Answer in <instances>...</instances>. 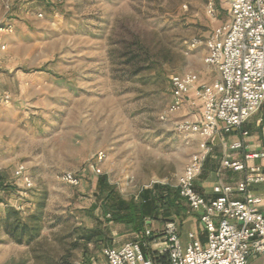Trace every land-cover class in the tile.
Returning <instances> with one entry per match:
<instances>
[{
	"label": "rangeland",
	"instance_id": "rangeland-1",
	"mask_svg": "<svg viewBox=\"0 0 264 264\" xmlns=\"http://www.w3.org/2000/svg\"><path fill=\"white\" fill-rule=\"evenodd\" d=\"M229 7L230 0H39L29 8L27 31L7 33L0 46V100L9 99L0 104V166L9 186L0 264H54L69 252L74 262L75 230L101 211L93 188L99 175L125 200L158 186L178 191L179 175L208 141L178 129L201 113L192 97L175 104L170 77H218L204 61V42ZM135 40L149 46L158 69L123 70L121 48ZM20 165L29 188L15 176ZM9 207L38 233L13 240Z\"/></svg>",
	"mask_w": 264,
	"mask_h": 264
},
{
	"label": "built area",
	"instance_id": "built-area-1",
	"mask_svg": "<svg viewBox=\"0 0 264 264\" xmlns=\"http://www.w3.org/2000/svg\"><path fill=\"white\" fill-rule=\"evenodd\" d=\"M0 31L13 32V26L0 27ZM198 43L195 40L193 46ZM204 44V61L218 78L206 83L193 72H184L173 74L170 83L176 105L194 95L198 102L193 104L201 106L200 120L182 122L178 129L185 137L197 135L208 142H203L202 150L191 157L178 177L177 187L181 198L197 212L207 240L203 244L190 232L189 242L184 246L177 222L168 221L164 230L166 264H249L257 257L264 258V195L251 191L253 185L264 183V169L225 157L222 168L244 171L241 183L215 185L214 198L199 193L195 184L215 138L222 132L241 129L264 104V0H230L228 19L212 30ZM8 101L4 98L0 104ZM242 146V141H237L229 149L238 150ZM104 157L99 153L97 160ZM94 169L100 174L99 167ZM15 176L24 188L32 186L23 165L17 167ZM63 179L72 185L80 184L72 174H65ZM237 194L243 195L242 198H237ZM147 235L151 236V231ZM144 244L130 241L120 247H106L103 252L110 264H162L144 253Z\"/></svg>",
	"mask_w": 264,
	"mask_h": 264
},
{
	"label": "crops",
	"instance_id": "crops-1",
	"mask_svg": "<svg viewBox=\"0 0 264 264\" xmlns=\"http://www.w3.org/2000/svg\"><path fill=\"white\" fill-rule=\"evenodd\" d=\"M38 1L0 0V27L12 25L13 30L27 31L29 8ZM46 1L49 2L50 0ZM7 33L10 32L0 31L1 47ZM4 52L6 49H0V58ZM217 78L210 81L213 82ZM192 98L197 101L194 95ZM199 109L201 111L200 105ZM243 132H247V135H243ZM237 141H242V148L238 150L229 149V146ZM210 146L202 172L196 180L195 188L205 197L214 198L213 188L215 185L225 183L236 186L243 181L245 176L244 171L222 168L221 161L223 158L243 161L248 166H260L264 169V104L258 112L243 123L241 129L222 132ZM247 155L255 156L247 158ZM0 172H5L1 166ZM4 176L6 178V175ZM95 187L96 181L93 183V188L95 189ZM251 191L255 194L264 195V183L253 185ZM8 193L6 190L0 191V197L3 198L0 206H9L7 202ZM242 196L241 194L236 195L237 198H242ZM99 209L97 208L94 212L87 214L79 223L78 233H75L73 238L74 242H77V247L74 249L76 254L74 264H110L104 255V249L109 246L120 247L130 241L145 242L143 251L149 257H168L164 230L166 223L171 220L177 222L179 236L184 246L189 242L188 234L190 232H193L203 244L207 240L206 231L203 229L197 212L191 210L182 198L180 203L171 207L167 213L159 212L155 216L146 217L143 229L135 228L132 222L115 220L110 214H104L102 209L98 211ZM1 216L3 215L1 214ZM147 231H151L152 235L148 236ZM259 258H262L259 264H264V258Z\"/></svg>",
	"mask_w": 264,
	"mask_h": 264
},
{
	"label": "trees",
	"instance_id": "trees-1",
	"mask_svg": "<svg viewBox=\"0 0 264 264\" xmlns=\"http://www.w3.org/2000/svg\"><path fill=\"white\" fill-rule=\"evenodd\" d=\"M119 56L123 70L129 72L128 76H136L145 70L157 68L155 63H158V60L153 59L149 46L141 43L139 40L129 43L125 42ZM6 182L7 179L0 172V191H5L9 188ZM157 188H159L158 193L145 190L138 200H125L115 191L114 187L109 185L107 177L99 175L96 180L95 192L97 194L96 198L102 201L101 209L104 214H110L112 218L121 222H132L135 228L143 229L146 217L155 216L159 212L163 214L167 213L171 207L180 203L181 196L179 191H173L171 188H162L160 186ZM2 201L3 198L0 197V202ZM161 205L166 209L163 210ZM6 219L7 232L18 243L23 242V238L28 231L30 234H32L33 230L38 233L39 229L37 227L33 229L26 222L22 221L19 210L9 207L6 212ZM75 233H78L77 230H75ZM32 238L31 236L29 237L30 240ZM76 247L77 242L73 244V249ZM71 259L72 255L69 252L54 264H74ZM153 259L162 264L168 262L167 256L165 258L153 257Z\"/></svg>",
	"mask_w": 264,
	"mask_h": 264
}]
</instances>
